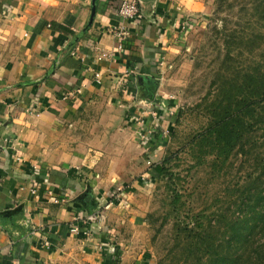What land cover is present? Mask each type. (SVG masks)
I'll use <instances>...</instances> for the list:
<instances>
[{"label": "rangeland", "instance_id": "rangeland-1", "mask_svg": "<svg viewBox=\"0 0 264 264\" xmlns=\"http://www.w3.org/2000/svg\"><path fill=\"white\" fill-rule=\"evenodd\" d=\"M184 4L158 67L125 71L122 109L94 101L64 130L91 264H201L232 225L264 226V0ZM151 68L157 95L142 96L133 77Z\"/></svg>", "mask_w": 264, "mask_h": 264}, {"label": "crops", "instance_id": "crops-1", "mask_svg": "<svg viewBox=\"0 0 264 264\" xmlns=\"http://www.w3.org/2000/svg\"><path fill=\"white\" fill-rule=\"evenodd\" d=\"M120 1L0 0V264H91L73 216L80 140L67 139L66 151L64 130L82 127L94 101L119 112L132 94L121 88L125 71L158 67L175 22L191 12L188 0H137L115 56ZM154 69L132 76L142 96L157 95Z\"/></svg>", "mask_w": 264, "mask_h": 264}, {"label": "trees", "instance_id": "trees-1", "mask_svg": "<svg viewBox=\"0 0 264 264\" xmlns=\"http://www.w3.org/2000/svg\"><path fill=\"white\" fill-rule=\"evenodd\" d=\"M211 226L214 225L211 223ZM231 229L232 234L223 238L227 253L208 254L201 264H264V226L243 224L241 227L232 225ZM254 230L257 235H252ZM240 232L241 237L234 236Z\"/></svg>", "mask_w": 264, "mask_h": 264}, {"label": "built area", "instance_id": "built-area-1", "mask_svg": "<svg viewBox=\"0 0 264 264\" xmlns=\"http://www.w3.org/2000/svg\"><path fill=\"white\" fill-rule=\"evenodd\" d=\"M138 1L137 0H121L118 7V15L119 19L116 24L117 29V39H116V47L113 48L111 55H117L119 50L125 47L126 42L124 41L126 38V34L128 31L126 20L133 18L138 14L139 11ZM91 45L96 41L95 36L91 35L89 37ZM96 82H100L99 75L96 74ZM71 93H65L59 96L61 99L68 98ZM75 162L70 163V167H75ZM58 201V200H56Z\"/></svg>", "mask_w": 264, "mask_h": 264}]
</instances>
